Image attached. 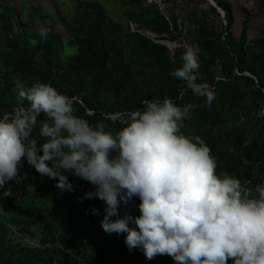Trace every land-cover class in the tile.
Returning a JSON list of instances; mask_svg holds the SVG:
<instances>
[{
  "label": "trees",
  "instance_id": "1",
  "mask_svg": "<svg viewBox=\"0 0 264 264\" xmlns=\"http://www.w3.org/2000/svg\"><path fill=\"white\" fill-rule=\"evenodd\" d=\"M155 1L129 0L131 7L124 12L127 20L124 28L100 3L74 0L70 19L61 18L70 38L68 45L77 49L66 60L60 54L62 39L53 30L47 31L46 38L36 35L33 44L21 29L15 32L3 26L0 67L8 69L17 79L3 80L0 75V114L16 106L17 84L28 87L38 81L74 98L77 115L93 124L103 123L112 131L122 127L121 120L128 111L142 107L143 99L170 97L177 105H194L184 121L186 132H183L205 140L216 159L218 175L227 172L248 181L249 187L261 184L264 116L257 113L264 107V37L248 43L249 13L241 8L244 21L239 37L235 38L233 8L226 0H214L224 14L221 18L216 9L212 10L221 18L220 27L205 24V19L195 11L188 12L180 23L173 10L167 11V16ZM258 10L264 21L263 0L259 1ZM1 19L3 23L8 21L3 15ZM131 24L135 29H131ZM182 26L184 31L180 29ZM180 37L196 51L199 62L196 82L215 93L210 107L205 106L203 96L195 95L183 81L170 75L182 64L184 43L171 53L157 41L178 42ZM243 118L245 122L237 124ZM38 130L39 126L35 131ZM20 173L27 175L19 182L10 180L7 185L13 195L0 198V208L5 211L0 221V264H78L67 250L83 247L84 240L104 215L102 200L82 199L94 186L64 173L73 191L61 192L55 187V179L39 175L23 158ZM42 180L46 181L42 196L33 197L27 184ZM138 204L139 199L133 209L126 211L138 215ZM93 207L99 211L98 215L92 213ZM123 213L120 207V216ZM20 227L34 228V244L15 235L13 229ZM125 235L106 236L97 249L98 259H89L84 249L89 264H177L166 254L147 260L139 249L129 250L124 244ZM227 264H232L231 259Z\"/></svg>",
  "mask_w": 264,
  "mask_h": 264
},
{
  "label": "clouds",
  "instance_id": "2",
  "mask_svg": "<svg viewBox=\"0 0 264 264\" xmlns=\"http://www.w3.org/2000/svg\"><path fill=\"white\" fill-rule=\"evenodd\" d=\"M39 35L46 38V30ZM76 52L65 49V55ZM180 59L171 77L210 107L215 93L196 82L195 50L185 45ZM16 91V106L0 114V198L13 195L10 180L27 175L20 173L23 158L39 175L55 179L61 192L73 191L64 173L94 186L82 199L104 202L102 230L126 233L127 248L147 260L166 254L177 264H264V182L249 187L227 172L217 174L205 140L182 131L193 104L143 99L112 131L77 115L74 98L47 82L17 84ZM134 197L139 214L120 216L121 205Z\"/></svg>",
  "mask_w": 264,
  "mask_h": 264
},
{
  "label": "rangeland",
  "instance_id": "3",
  "mask_svg": "<svg viewBox=\"0 0 264 264\" xmlns=\"http://www.w3.org/2000/svg\"><path fill=\"white\" fill-rule=\"evenodd\" d=\"M100 3L106 12L116 21H118L124 28L127 26V20L124 16V12L127 8L131 7L129 0H92ZM231 4L234 13V22L232 26V34L235 38L240 35L242 22L244 16L241 12V8H245L249 13V24L247 30L248 43H252L255 38L264 37V21L258 10V4L260 0H226ZM264 1V0H263ZM163 8V12L173 10L176 16L179 18L178 22L183 23V20L188 12L195 11L198 16H202L205 19V24L214 27H220V17H217L212 12L213 6L211 0H168L163 2L162 0H156ZM74 7V0H0V42H1V28L7 26L12 28L15 32L18 28L26 34L30 41L35 39V36L39 34L41 29L47 31L53 30L58 33L62 39L63 47L61 48L62 60L68 59L71 55H65V49H70L75 46L68 45L70 39L66 32L61 18L69 20ZM215 9V8H214ZM8 19L7 22L3 23L1 16ZM222 15V14H221ZM18 23H25V27H19ZM222 24H224L222 22ZM131 29H135V25H130ZM186 27V24H185ZM184 31V27L180 28ZM142 34L152 38V35L144 30L140 31ZM158 43L167 45L171 53L179 47L180 43H186V41L180 37L178 42L170 41H157ZM1 45V44H0ZM76 48V47H75ZM196 52V51H195ZM0 75L2 79L11 78L14 81L17 79L11 74L8 69L0 67ZM258 116H264V107L260 108L257 113ZM245 118L240 119L237 124L245 122ZM182 131L186 132L185 128ZM251 134L250 131H246ZM251 138V135H250ZM46 184L45 180L41 183L35 182L34 184L28 183L27 188L29 193L34 196H42V186ZM138 198L134 197L127 205H121L123 211L133 209L137 204ZM17 203V202H15ZM5 216V211L0 208V221ZM99 218L101 216L99 215ZM114 220V217H112ZM15 235L20 238L23 242L28 244H34L33 239L36 236L34 228H15L13 229ZM108 233H105L100 224L95 230L84 240L83 247L88 251L89 259H98L97 249L103 245Z\"/></svg>",
  "mask_w": 264,
  "mask_h": 264
},
{
  "label": "built area",
  "instance_id": "4",
  "mask_svg": "<svg viewBox=\"0 0 264 264\" xmlns=\"http://www.w3.org/2000/svg\"><path fill=\"white\" fill-rule=\"evenodd\" d=\"M157 5L160 7V10L163 11V8L160 6V4L158 2H156ZM167 15V12H164ZM168 16V15H167ZM222 18H224V15L222 13L221 15ZM225 23V21H223ZM116 117V116H114ZM67 253L69 254V256L74 259L78 264H89L87 257L85 255V250L82 246L73 248V249H69L67 250Z\"/></svg>",
  "mask_w": 264,
  "mask_h": 264
},
{
  "label": "water",
  "instance_id": "5",
  "mask_svg": "<svg viewBox=\"0 0 264 264\" xmlns=\"http://www.w3.org/2000/svg\"><path fill=\"white\" fill-rule=\"evenodd\" d=\"M211 5L217 10V12L221 15L223 12L221 10V8L216 4V2L214 0H211ZM224 15V14H223ZM165 45V44H164ZM187 45L186 43L184 44V46ZM167 46V45H166Z\"/></svg>",
  "mask_w": 264,
  "mask_h": 264
}]
</instances>
